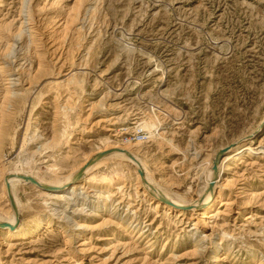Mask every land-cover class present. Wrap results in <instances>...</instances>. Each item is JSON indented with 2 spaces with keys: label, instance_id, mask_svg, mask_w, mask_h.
Returning <instances> with one entry per match:
<instances>
[{
  "label": "rangeland",
  "instance_id": "obj_1",
  "mask_svg": "<svg viewBox=\"0 0 264 264\" xmlns=\"http://www.w3.org/2000/svg\"><path fill=\"white\" fill-rule=\"evenodd\" d=\"M21 9L30 20L11 53L0 40V216L12 210L2 175L55 184L105 137L193 210L211 154L264 112V0H0V24L17 27ZM142 120L147 138L128 140ZM253 146L212 181H230L228 205L204 228L191 221L201 206L190 220L156 209L117 157L80 175L75 202L16 183L13 226L33 233H0V264H264V129ZM39 219L49 226L35 231Z\"/></svg>",
  "mask_w": 264,
  "mask_h": 264
},
{
  "label": "bare ground",
  "instance_id": "obj_2",
  "mask_svg": "<svg viewBox=\"0 0 264 264\" xmlns=\"http://www.w3.org/2000/svg\"><path fill=\"white\" fill-rule=\"evenodd\" d=\"M29 18H30L29 11L26 9H21L20 10V20L21 21L19 22V25L17 27H14L12 22H8L6 24L5 23L0 24V27H2L1 34H0V40L5 42V49L4 48L3 49L5 50L6 53L12 52V50H11V52H9L10 49L13 48V47H11L12 46L11 40H13V37L14 38L20 37L21 34L24 33V29H26V28H23V27H24L25 22L30 20ZM28 33L30 35V32H28ZM30 37H31V35H30ZM11 94H12V92L10 91L9 87H6L5 97L10 96ZM3 102H4V100H3ZM150 120L152 122L151 126H152V130L154 132V129L156 127H158L159 124L156 123L151 118H150ZM147 127L148 126H147L146 120H142L139 123H137V125L134 126V129H135V131L137 129H143L144 130ZM263 129H264V112H263L260 120L258 121V123L256 124V126L254 127L253 130L242 135L239 139L231 142L227 146L222 147V148L220 147V149L218 151L214 152L213 154H211V157L206 161V164L210 165V167L208 169H206L207 172H206L205 185L203 186V190L201 191L199 199L193 205V210L196 209L195 207L201 206V208L197 212L195 218L191 219V221L193 222L194 228H198L199 226H201V228L206 227L208 225L207 219H209V217L212 216L211 215L212 209H214L219 204H221V205L226 204V207H227L228 203H226V202L222 203L223 197H224L223 189H225L226 186H228L230 181L227 178L222 179V183L220 184V186L218 188H217L216 184H217V180H219V178L216 181H214L213 186L208 187L209 183L211 181L215 180V178L217 176H219V175L221 176L223 174V172L232 169L233 165L238 162L241 155L244 154L245 152H248V154H250V155L256 154L259 146H257V147L253 146V138L256 136L257 133H259ZM157 135H158V133H157ZM159 137H161V136H159ZM164 140L167 141V143L170 142V139H168V140L164 139ZM130 148H131L130 144L125 145L124 143H120L119 141H112L109 138L105 137L101 140L100 145L96 146L92 151H90L86 154L85 160L80 164L77 171L81 167H83L96 154L101 153V152L106 151V150H111V152L109 154L102 156L101 158H99V159L95 160L94 162H92L91 164L87 165L82 173L84 175H88L95 168V166H97L102 160L107 159V158H111V157H115V158L117 157L120 160L127 162V163L134 166V168L137 170V180L139 182H142V184H144V186H146L147 188H149L151 190L152 195H150V198L155 203L156 209L162 208V210H164L165 212L175 214L177 217L187 216V219L190 220V218L192 217L191 212L193 210L190 209L191 211H189V210L185 209V206H188L189 204L182 202V201H179V200L175 199V197H171L170 195H168V193H166L162 188H160L159 185H156L155 183H153L148 178L147 175L144 176L146 181L145 182L143 181L142 177L139 174V170H142L145 173V167L142 163V160L139 158V156L136 155L135 153H133V151ZM173 148H175V146H173ZM224 148L226 151L215 160V156L217 155V153L221 149H224ZM213 162L216 163V167H217L216 173L213 172V170H212ZM77 171L68 175L66 177V179L60 180L55 184H46L45 182H42V181L37 180L35 178L42 186L59 187V190H53V191L52 190H45L43 188H39L36 185L31 184L30 182L24 180L23 178H21V176H29V175L25 174L21 170H14L7 175H2V185L1 186H2L3 192L5 193V196L8 200V202L10 203V206L12 208V210H10V209L8 210L7 215L5 217L0 216V218L3 219L0 222H8L11 225V227L10 226L0 227V233L3 235L2 238H4V239L26 238L33 233V232H30L26 229L14 228V226H13L15 221H16V218H17V213L19 211V204H18L17 198L15 196V190H14L16 183L23 182L25 184H31L32 186L40 189L41 192L43 194H45L47 196V198L53 202H56L57 200L59 201L61 199H65V200L67 199L68 202L69 201L75 202V198H76L75 194H76V191L79 189V186H78L79 181L78 180L73 181L72 179H73L74 174ZM67 184H69V185L67 186ZM142 191L145 192L146 190L143 189ZM98 210L100 211V209L93 211V215H92L93 217L100 215L99 213H97V212H99ZM246 218H248V217H245V220H246ZM44 226H49V223H44L43 220L39 219L37 224H36V230L35 231L39 230L40 228H44ZM78 227L83 229L85 226H84V224H80V225H78ZM212 234H213V231H212ZM83 235L84 234L81 231L78 234V240H81L83 238ZM80 250H82V248H80ZM72 254L74 256L76 255L75 252ZM217 254H218L217 251L215 253H213V256H212L213 261L217 260Z\"/></svg>",
  "mask_w": 264,
  "mask_h": 264
},
{
  "label": "water",
  "instance_id": "obj_3",
  "mask_svg": "<svg viewBox=\"0 0 264 264\" xmlns=\"http://www.w3.org/2000/svg\"><path fill=\"white\" fill-rule=\"evenodd\" d=\"M226 150H225V148L224 149H221L218 153H217V155L215 156V160L219 157V156H221L224 152H225ZM111 152V150H106V151H103V152H101V153H98V154H96L93 158H91L83 167H81L75 174H74V176H73V181L74 180H77L79 177H80V175L82 174V172H83V170L85 169V167L87 166V165H89V164H91L92 162H94L95 160H97V159H99V158H101L102 156H105V155H107V154H109ZM212 170H213V172H215L216 173V171H217V167H216V163L215 162H213V167H212ZM139 174H140V176L142 177V179H143V181L145 182V179L143 178V176H142V174H143V172L141 171V170H139ZM21 178H23L24 180H26V181H28V182H30L31 184H34V185H36L37 187H39V188H43V189H45V190H59V187H53V186H42L35 178H33V177H31V176H21ZM212 184H213V182L211 181L210 183H209V186L208 187H211L212 186ZM69 184H67V186H68ZM189 208V206H185V209L187 210ZM5 226H10L11 227V225L8 223V222H0V227H5Z\"/></svg>",
  "mask_w": 264,
  "mask_h": 264
},
{
  "label": "built area",
  "instance_id": "obj_4",
  "mask_svg": "<svg viewBox=\"0 0 264 264\" xmlns=\"http://www.w3.org/2000/svg\"><path fill=\"white\" fill-rule=\"evenodd\" d=\"M129 138V139H128ZM128 140L130 141H143L144 139L147 138L146 133L143 130H138L136 132H132L129 136H128Z\"/></svg>",
  "mask_w": 264,
  "mask_h": 264
}]
</instances>
